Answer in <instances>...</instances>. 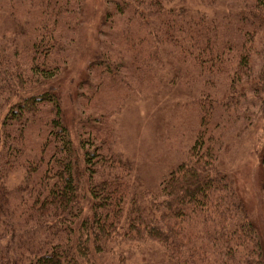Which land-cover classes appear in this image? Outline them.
Instances as JSON below:
<instances>
[{
    "label": "trees",
    "instance_id": "16d2710c",
    "mask_svg": "<svg viewBox=\"0 0 264 264\" xmlns=\"http://www.w3.org/2000/svg\"><path fill=\"white\" fill-rule=\"evenodd\" d=\"M184 1L105 0L72 141L50 83L76 54L82 0H0L15 25L0 42V264H124V247L150 242L171 264H264L258 210L220 166L213 135L217 108L251 95L264 113V57L257 72L251 63L264 0L174 5ZM164 83L187 94L201 84L172 113L178 134L194 137L156 196L131 182L114 116ZM256 154L262 215L264 139Z\"/></svg>",
    "mask_w": 264,
    "mask_h": 264
},
{
    "label": "rangeland",
    "instance_id": "374dc122",
    "mask_svg": "<svg viewBox=\"0 0 264 264\" xmlns=\"http://www.w3.org/2000/svg\"><path fill=\"white\" fill-rule=\"evenodd\" d=\"M104 2L105 0H82L81 29L77 37L76 54L50 83L56 87L57 95L61 98L65 125L72 141L76 137L75 101L80 92L79 85L88 78L87 70L92 55L98 49V32L106 10ZM196 3L195 0H186L174 5L192 8ZM228 6L229 4H225V8ZM261 18L264 22V14ZM14 30L12 19L0 12V42ZM258 40L260 39H256L252 46L251 63L255 72L260 70L264 57V40L262 45ZM165 71L164 75L169 77L171 72L167 68ZM216 83L218 85L217 80ZM200 84L189 85L187 88L193 91L192 94H187L188 91L177 88L176 85L173 87L164 83L145 99L141 96L128 99L117 115L115 114V151L131 166L133 171L130 179L135 187L156 196L161 195L162 179L186 160L195 130L188 131V137L178 134L181 130L172 127V113L179 105L193 103V95ZM225 96L220 93L213 97L219 104ZM192 111L186 114V120L193 119ZM214 114L218 119V128L213 135L218 146L220 145V166L232 180L247 208L258 210L257 224L264 240V213L261 215L260 212V173L256 154L264 139L263 110L248 95L244 101H239L238 106L217 108ZM122 242L121 248L127 244ZM124 249L127 250L124 264H171L166 252L153 242L147 243L141 249L138 246Z\"/></svg>",
    "mask_w": 264,
    "mask_h": 264
}]
</instances>
